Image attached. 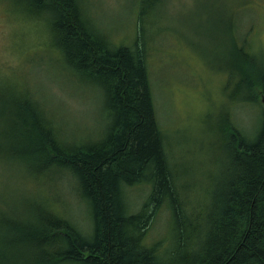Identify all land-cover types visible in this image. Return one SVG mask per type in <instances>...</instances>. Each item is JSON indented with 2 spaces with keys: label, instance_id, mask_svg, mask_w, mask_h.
Masks as SVG:
<instances>
[{
  "label": "trees",
  "instance_id": "1",
  "mask_svg": "<svg viewBox=\"0 0 264 264\" xmlns=\"http://www.w3.org/2000/svg\"><path fill=\"white\" fill-rule=\"evenodd\" d=\"M16 2L51 22L61 59L101 93L103 125L85 140L65 138L35 95L10 91L1 109L29 117L28 130L17 132L30 148L22 154L28 169L48 181L38 177L46 190L15 198L12 206L10 195L0 200V264H264V108L255 134L234 121L224 126L225 179L209 210L189 214L157 119L141 27L133 44H118L92 22L83 0ZM234 50L251 57L239 39ZM255 63L245 59L236 67L237 93L246 103H255L253 90L264 98V67ZM248 68L258 70L257 81ZM6 132L0 129V144ZM64 185L77 207L60 191ZM137 185L149 189L132 208L129 190ZM164 208L172 235L149 241Z\"/></svg>",
  "mask_w": 264,
  "mask_h": 264
},
{
  "label": "rangeland",
  "instance_id": "2",
  "mask_svg": "<svg viewBox=\"0 0 264 264\" xmlns=\"http://www.w3.org/2000/svg\"><path fill=\"white\" fill-rule=\"evenodd\" d=\"M154 2L83 0L92 22L114 42L131 45L143 30L157 119L165 132L169 158L181 172V195L191 214L194 208H209L213 192L225 179L224 126L234 121L254 134L259 128L264 98L253 90L255 103L242 100L236 67L245 59L264 67V0ZM238 39L250 58L235 52ZM54 40L52 24L43 12L33 13L16 0H0V129L8 133L0 144V200L10 195V206L15 198L47 187L40 180L48 181L44 174L28 169L22 154L30 148L17 132L28 130L23 119L29 117L1 109L4 101L11 102L10 91L35 95L55 117L65 138L85 140L97 135L103 125L101 93L72 72ZM248 72L257 81L258 70L248 68ZM69 189L60 187L71 207H77ZM148 189L143 185L130 188L132 208L142 203ZM52 206L61 210L56 201ZM167 225L164 208L150 226L147 240L171 236Z\"/></svg>",
  "mask_w": 264,
  "mask_h": 264
}]
</instances>
